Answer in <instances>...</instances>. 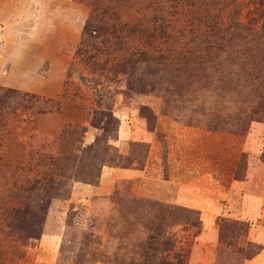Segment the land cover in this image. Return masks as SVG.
I'll return each instance as SVG.
<instances>
[{"label": "rangeland", "instance_id": "rangeland-1", "mask_svg": "<svg viewBox=\"0 0 264 264\" xmlns=\"http://www.w3.org/2000/svg\"><path fill=\"white\" fill-rule=\"evenodd\" d=\"M183 252L264 264V0H0V264Z\"/></svg>", "mask_w": 264, "mask_h": 264}, {"label": "trees", "instance_id": "trees-1", "mask_svg": "<svg viewBox=\"0 0 264 264\" xmlns=\"http://www.w3.org/2000/svg\"><path fill=\"white\" fill-rule=\"evenodd\" d=\"M156 30L159 31L161 29H159L157 27ZM197 33L198 32H194L192 28H189L187 35L190 38L195 39L194 42H197L198 45L205 43V44H207L206 48H209L210 47L209 36H206L207 34L202 33V32H200L199 34H197ZM138 53H139L138 55H140L142 57H144L146 55V53L142 50L138 51ZM63 140L65 142V137ZM61 150L57 156L53 157V163H54L53 165L55 166V170H56L55 174L58 176H62L64 173V171H62L63 162L67 163L70 160H71V162H75L79 158L78 154L72 153V151L66 147H65V149H64V147L61 148ZM76 172H77V174H83L84 176H88L91 181H94V178L96 177V175H98V173L94 174L90 168H88L87 170H82V169L79 171L77 170ZM53 179H51V181H52L51 182L52 183L51 188H52V190L53 189L56 190L58 188L57 185L60 184V180H57V178H56L54 181ZM163 212H165V210ZM248 228H249V225L245 221L226 220V219L224 220L223 219L219 222V238L224 243H228V244L235 243L240 236L246 235ZM261 249H262L261 245L254 244L252 242H248L246 244V248H242L241 252L244 254V256L246 258H251L255 254H258L261 251ZM154 255H155V253L151 254L152 257H154ZM186 256H187V253H185V252L179 253L175 256V262L174 263L171 262V263H167V264H185L184 261H185Z\"/></svg>", "mask_w": 264, "mask_h": 264}]
</instances>
